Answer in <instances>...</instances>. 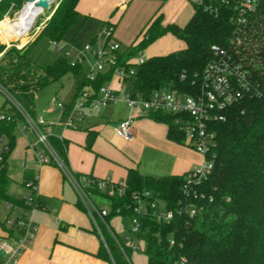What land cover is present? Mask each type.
<instances>
[{"label": "trees", "instance_id": "obj_1", "mask_svg": "<svg viewBox=\"0 0 264 264\" xmlns=\"http://www.w3.org/2000/svg\"><path fill=\"white\" fill-rule=\"evenodd\" d=\"M12 1L19 0H0V19ZM237 1L193 3L194 14L185 26L164 24L163 13L158 10L142 31V38L124 53L126 58L133 57L138 50L145 49L166 33H173L186 42L184 48L149 57L138 66L134 87L146 95L168 86L195 93L203 71L216 57L214 45L225 49L230 59L248 72L253 89L224 111L225 120L211 125L215 133L211 148L214 167L200 182L189 181L188 172L156 177L142 174L138 167H130L124 196L108 197L92 190L93 195L109 201L106 222L97 218L101 234L92 223L101 240L97 256L110 264H132L129 254L134 250L133 243L138 241L144 245L147 264H264V0L255 11L245 14L237 7ZM78 2L62 0L43 31L25 50L17 46L7 48L0 42V87L25 107L24 102L34 103L40 89L67 73L81 74L83 66L73 65L64 56L48 65L31 58L42 37L54 42L64 38L80 15ZM243 17L247 19L241 29ZM111 77L110 73L101 74L92 82L93 86L98 88ZM84 82V78L79 81L80 84ZM2 111L12 113L13 120H0V137L7 136L10 146L0 174V202L12 201L27 208L23 197L9 195L11 179L6 171L15 132L24 117L13 105L10 110L1 107ZM150 117L168 125L169 139L185 143L184 131L174 115L156 111ZM92 139L93 133L89 132V147ZM50 142L66 160L67 140L50 136ZM31 178L26 177L24 182ZM145 189L175 212V217L164 223L152 214L143 216L139 232L126 239L111 222L116 216L123 219L132 216V192ZM78 205L87 212L79 200ZM193 209L196 213L191 215ZM8 232L12 234L13 231L8 229Z\"/></svg>", "mask_w": 264, "mask_h": 264}, {"label": "built area", "instance_id": "obj_2", "mask_svg": "<svg viewBox=\"0 0 264 264\" xmlns=\"http://www.w3.org/2000/svg\"><path fill=\"white\" fill-rule=\"evenodd\" d=\"M193 3L200 4L204 0H192ZM261 0H238L237 7L242 14L251 13L256 10ZM246 17L242 21L238 20L241 29L245 26ZM98 37L103 38V42L96 46ZM86 52H90L95 63L87 66L85 74L86 82L80 84L74 102L70 106L62 102L58 106L67 114L65 126L78 127L85 115L86 109L97 110L102 107L116 103L123 99L131 108L150 115L152 112L163 111L172 114L176 118L185 134V143L197 152L205 156V160L188 172L189 181L200 182L206 178L213 170L214 163L211 159V148L214 130L211 125L216 121L225 120L224 111L232 104L245 98L253 89L248 72L237 62L230 59L227 51L218 45L213 46L216 57L208 63L202 73L201 81L197 83L198 89L195 93L180 91L172 86L163 87L146 95L134 87V79L138 66L144 64L148 57L144 49L138 50L133 57L126 58L121 43L115 38L114 26L103 25L95 34L93 42L86 43ZM137 57L136 63L133 58ZM73 65L84 66V59L70 61ZM110 73L112 76L118 75L123 81V85H129V91L123 96L110 89L107 81L98 88L93 86L99 75ZM185 74L182 78H185ZM0 89L8 96L12 105L24 117L20 121L19 128L23 132L28 130L36 135V142L33 145L36 151V159L40 166L48 163L58 165L64 173L65 178L72 184L77 192L78 199L87 209V213L94 222L101 234L97 218L105 221V216L109 213V206H99L92 197V190L105 193L108 197H121L127 193L125 181H115L112 178H97L89 174H80L74 171L66 160L55 150L50 142V133L47 131L48 123L43 117L35 118L20 101ZM0 120H13L12 113L0 112ZM134 118L129 117L121 120L117 127V134L126 141H133ZM4 136L0 137V174L6 165L5 155L10 151L9 143L5 142ZM39 174L34 175L29 181L24 182L30 192L23 196L27 208L7 201L8 215L4 225L12 230L10 236L14 243H9L0 239V254L5 259L2 264H14L19 256L35 240L37 236V225L31 217L33 210L42 207L40 196L38 195ZM132 216L128 217L131 222L129 233L124 237L130 239L137 234L142 226V217L152 214L161 222L169 223L175 212L167 209L163 201L153 195L150 190H135L132 192ZM196 213L195 209L191 215ZM141 241L134 242L133 248L142 249ZM174 240H171V244ZM144 246V245H143Z\"/></svg>", "mask_w": 264, "mask_h": 264}, {"label": "crops", "instance_id": "obj_3", "mask_svg": "<svg viewBox=\"0 0 264 264\" xmlns=\"http://www.w3.org/2000/svg\"><path fill=\"white\" fill-rule=\"evenodd\" d=\"M172 1L180 11L187 5L186 0ZM164 4L165 1L161 0H79L77 11L85 19L91 18L98 22L96 29L107 24L113 25L115 38L125 51L142 38V31ZM133 6L138 10L141 23L133 26L130 35L131 30L126 33L123 30L118 32L123 18ZM166 18L165 12L162 19L164 24ZM175 21L179 25L184 24L183 21ZM35 38L28 43H32ZM179 46L182 44L176 42L175 38L168 37L163 41L164 51H153L150 47L147 52L167 54L179 50L176 49ZM129 117L134 118L135 134V139L130 142L116 132L118 123ZM46 129L50 136L67 140L66 162L74 171L97 178L109 177L115 181H125L130 167H138L142 174L156 177L185 174L205 160L203 154L186 143L169 139L166 123L131 109L123 99L97 110L86 109L80 125L64 128L62 132H58L59 136L52 134L51 127L47 126ZM89 132L93 133L90 147L87 141ZM15 134V143L7 158V175L11 181L18 177L24 185L26 177L39 174L38 195L42 207L31 213L38 228L37 236L14 264H110L97 256L101 240L93 230L89 214L78 205L77 192L65 178L61 168L54 163L42 166L38 164L33 147L37 139L34 132L33 137H30L18 125ZM4 138L8 140L7 136ZM145 157L150 158L154 165L147 167L144 164ZM16 162H21L22 166V172L18 176L14 172ZM19 190L21 191L20 188ZM26 194L28 193H21L20 197ZM4 222L5 219L0 220V239L14 243ZM4 259V255L0 254V264Z\"/></svg>", "mask_w": 264, "mask_h": 264}, {"label": "rangeland", "instance_id": "obj_4", "mask_svg": "<svg viewBox=\"0 0 264 264\" xmlns=\"http://www.w3.org/2000/svg\"><path fill=\"white\" fill-rule=\"evenodd\" d=\"M62 0H54L51 4V12L48 16H40L37 17L32 27L26 29L25 32L20 33L21 36H10L7 30V23L15 20L17 15L22 10V7L28 2L27 0H19V1H12L9 4V7L6 9L4 17L0 19V42L6 45L7 48L12 46H17L16 48L25 50L30 44L31 39L37 37L44 29L46 24L51 19L54 11L58 8ZM162 2L165 1V4L161 8V12L167 14L166 22L168 23H177L175 20L183 21L184 24L181 26H185L187 22L191 19L194 14V4L192 0H186L187 5L183 11L179 10V7L176 5L174 1L169 0H161ZM136 6V5H134ZM131 8V10L127 13L125 18L118 27V32L120 30L124 31L125 33L127 30H131L129 35L132 34V29L136 27L138 24L141 23L142 19L138 16V10ZM136 16V17H135ZM139 17V18H138ZM14 23V22H13ZM99 26L98 22L94 21L93 19H85V16L79 15L76 23L69 29L66 33L64 38L59 42H54L50 40L48 37H42L38 43L35 45L31 58L33 61L41 64V65H48L52 64L56 61L59 56L67 57L71 61H76L78 59H84V66L81 70L80 75H75L73 72H69L62 77V79L57 80L44 88L40 89L37 92L35 97L34 103L27 101L24 102L26 108L30 110L32 115L35 118L43 117L47 123L48 127L53 129L52 134L59 136L58 132H62L66 122V114L58 107V103L62 102L64 105L69 106L72 104L75 95L77 94L80 83L83 78H85V74L87 72V66L91 63H95V58L90 52H86L84 46L86 43L93 42L94 36L99 31L96 29ZM130 26V27H129ZM134 26V27H133ZM123 32V33H124ZM6 36V37H5ZM168 37H172L176 39V42L182 44L179 46L181 49L185 47L186 42L174 35L173 33L164 34L161 37L157 38L153 42H151L145 49L146 56L152 57L156 55H160L157 52H147V50L151 47L154 51L155 49L159 51L162 50L163 41H165ZM8 38V39H7ZM14 40H18L17 42ZM22 41L25 43L23 46H20ZM103 42L102 37H98L95 44L99 46ZM28 44V45H27ZM168 54V53H167ZM161 54V55H167ZM1 56V55H0ZM137 57L133 58V63H136ZM110 89L114 92H118L120 96H123L125 93L129 91V85L124 86L123 81L119 78L118 75H113L107 81ZM4 107V109L10 110L12 107L11 101L9 100L8 96L0 89V108ZM80 128V127H79ZM81 129V128H80ZM30 137H33L32 132L30 130L27 131ZM18 134V131L17 133ZM5 142L8 143V140L5 138ZM17 164L14 165V172L20 174L22 172V166L20 165L21 162H16ZM144 164L146 166L154 165L153 161L150 158H144ZM21 189V191L19 190ZM8 193L11 197L20 198L21 193H29V188L23 185L20 182L19 178H15L11 181V184L8 189ZM99 206H108L109 201L105 197H100L98 195L92 196ZM7 201L2 200L0 202V220L3 221L7 216ZM111 224L118 232L119 235L125 236L129 233V227L131 222L128 218L123 219L121 216H116L113 218ZM140 245L143 247V243L140 242ZM130 260L132 264H147L148 263V256L142 249H136L130 252Z\"/></svg>", "mask_w": 264, "mask_h": 264}, {"label": "bare ground", "instance_id": "obj_5", "mask_svg": "<svg viewBox=\"0 0 264 264\" xmlns=\"http://www.w3.org/2000/svg\"><path fill=\"white\" fill-rule=\"evenodd\" d=\"M24 6L25 7L17 15V18L13 20L14 23L12 21L7 23V30L8 33H10V36H21L22 34L20 33L25 32L26 29H30L39 14L42 12V9L37 6L36 1H28ZM23 45L24 42L22 41L20 46Z\"/></svg>", "mask_w": 264, "mask_h": 264}, {"label": "water", "instance_id": "obj_6", "mask_svg": "<svg viewBox=\"0 0 264 264\" xmlns=\"http://www.w3.org/2000/svg\"><path fill=\"white\" fill-rule=\"evenodd\" d=\"M27 1H36L37 6L40 7L42 9V12L39 14L38 17L40 16H48L51 12V4L54 0L49 1V0H27ZM25 6L22 7V9ZM30 30V29H29ZM14 41H18V40H14Z\"/></svg>", "mask_w": 264, "mask_h": 264}]
</instances>
